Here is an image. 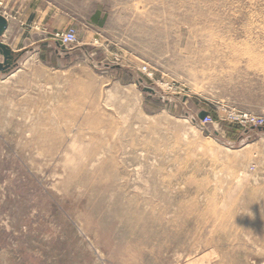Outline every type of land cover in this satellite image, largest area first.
Wrapping results in <instances>:
<instances>
[{
    "label": "rangeland",
    "instance_id": "374dc122",
    "mask_svg": "<svg viewBox=\"0 0 264 264\" xmlns=\"http://www.w3.org/2000/svg\"><path fill=\"white\" fill-rule=\"evenodd\" d=\"M53 10L72 56L0 72V264H264V0H0Z\"/></svg>",
    "mask_w": 264,
    "mask_h": 264
},
{
    "label": "crops",
    "instance_id": "0c3cea01",
    "mask_svg": "<svg viewBox=\"0 0 264 264\" xmlns=\"http://www.w3.org/2000/svg\"><path fill=\"white\" fill-rule=\"evenodd\" d=\"M34 19H28L23 23L25 27L22 32L17 33L15 27L11 28L9 21V27L4 35V42L7 43L15 53H22V57L19 60V65L26 63L31 58H35L38 62L44 63L45 55L53 57L57 61V55L59 57L61 52L68 54V57L72 56V52H67L52 38L53 34L57 32V11L50 12H36ZM31 18V17H30ZM95 19V18H94ZM73 24V19L65 21V26L68 27ZM99 22L93 21V28H96ZM68 28L64 29L67 30ZM62 30V31H64ZM7 36L13 38V42H8ZM55 44L54 51L51 50L52 45ZM57 49L59 50L57 52ZM61 51V52H60ZM58 53V54H57ZM1 57V56H0ZM2 58V57H1ZM3 61V58L1 62ZM19 68V67H18ZM18 70V69H17ZM15 70V71H17ZM15 71L11 74L14 75Z\"/></svg>",
    "mask_w": 264,
    "mask_h": 264
},
{
    "label": "water",
    "instance_id": "95a60500",
    "mask_svg": "<svg viewBox=\"0 0 264 264\" xmlns=\"http://www.w3.org/2000/svg\"><path fill=\"white\" fill-rule=\"evenodd\" d=\"M9 27L8 19L0 15V56L3 61L0 62V72L5 75H11L19 67V60L22 57V53H15L12 48L4 42V35ZM141 81H139V84ZM145 92H153V89L144 87ZM209 116V113L203 111L200 113V120H205ZM264 130V129H263Z\"/></svg>",
    "mask_w": 264,
    "mask_h": 264
},
{
    "label": "built area",
    "instance_id": "2783aa9c",
    "mask_svg": "<svg viewBox=\"0 0 264 264\" xmlns=\"http://www.w3.org/2000/svg\"><path fill=\"white\" fill-rule=\"evenodd\" d=\"M53 39L67 52L79 43L78 31L74 27L55 33ZM242 119L252 128L264 129V115L258 117L244 115Z\"/></svg>",
    "mask_w": 264,
    "mask_h": 264
}]
</instances>
